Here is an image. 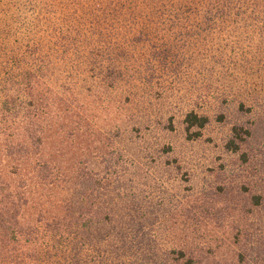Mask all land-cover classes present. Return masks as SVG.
<instances>
[{
  "label": "trees",
  "instance_id": "obj_1",
  "mask_svg": "<svg viewBox=\"0 0 264 264\" xmlns=\"http://www.w3.org/2000/svg\"><path fill=\"white\" fill-rule=\"evenodd\" d=\"M0 264H264V0H0Z\"/></svg>",
  "mask_w": 264,
  "mask_h": 264
},
{
  "label": "rangeland",
  "instance_id": "obj_2",
  "mask_svg": "<svg viewBox=\"0 0 264 264\" xmlns=\"http://www.w3.org/2000/svg\"><path fill=\"white\" fill-rule=\"evenodd\" d=\"M212 113L211 115H213ZM228 115L227 122L225 125H220L217 123H213L212 126L206 131L204 140L205 143H197V144H186L183 140L182 131L183 126L180 123L176 124L177 132L171 135H167L165 137L166 141L173 143L175 148L174 157H181L187 163H190L188 166L191 167V171L194 173L195 178H193V183H199L200 175L203 173H207L211 168H219L220 163H223L225 167L228 168V172L225 174H217L214 177L219 178V182L221 181H236L237 175H243V173H239L238 169L241 168L239 162L232 157H228L223 152V142H221V135L227 132V126L231 125L233 122H246L248 120L247 115H240L235 112V110H229L226 112ZM216 115V114H214ZM212 136V141L216 144H209L208 137ZM245 151L248 153V139L244 145ZM200 157L201 161L199 164H195L194 159ZM185 162V163H186ZM245 174L248 176V164L244 166ZM202 174V175H203ZM228 176V177H227ZM243 177L244 181H247L248 178ZM227 177V178H224ZM227 179V180H226ZM197 185V184H196Z\"/></svg>",
  "mask_w": 264,
  "mask_h": 264
}]
</instances>
